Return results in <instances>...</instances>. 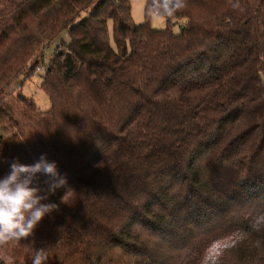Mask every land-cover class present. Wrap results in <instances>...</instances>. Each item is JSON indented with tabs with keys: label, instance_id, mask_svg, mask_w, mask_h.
I'll use <instances>...</instances> for the list:
<instances>
[{
	"label": "trees",
	"instance_id": "16d2710c",
	"mask_svg": "<svg viewBox=\"0 0 264 264\" xmlns=\"http://www.w3.org/2000/svg\"><path fill=\"white\" fill-rule=\"evenodd\" d=\"M184 3L147 0L156 30L129 0H0V178L42 154L67 178L0 264H264V0ZM65 31L40 112L7 90Z\"/></svg>",
	"mask_w": 264,
	"mask_h": 264
},
{
	"label": "clouds",
	"instance_id": "9594fccd",
	"mask_svg": "<svg viewBox=\"0 0 264 264\" xmlns=\"http://www.w3.org/2000/svg\"><path fill=\"white\" fill-rule=\"evenodd\" d=\"M184 7V0H151V8L157 14L172 16ZM42 176L45 179L41 184ZM66 183V174L60 173L57 163L50 161L47 154H42L33 164L14 160L9 173L0 178V248L32 236L44 217L59 208L55 203L43 201ZM47 258V250L40 248L35 251L32 264H45ZM4 261L14 264L10 257ZM201 264H216L211 248Z\"/></svg>",
	"mask_w": 264,
	"mask_h": 264
},
{
	"label": "rangeland",
	"instance_id": "374dc122",
	"mask_svg": "<svg viewBox=\"0 0 264 264\" xmlns=\"http://www.w3.org/2000/svg\"><path fill=\"white\" fill-rule=\"evenodd\" d=\"M98 1V0H97ZM132 5V17L135 23L143 24L148 22L146 15V2L147 0H129ZM87 16L84 12L81 14L80 19ZM151 27L156 30H165L168 28V19L157 14H152L149 18ZM186 26L185 21H173L170 26L174 34H179L182 29ZM111 28V27H110ZM63 43L62 47H66L69 43V36L67 32H63L58 38H56L49 46L48 51L44 54V61L42 65L35 71V73L29 78L25 79L23 75H19L12 81L8 87V93L13 95H18L19 93L32 98L37 105L40 112H47L51 109V102L42 89V84L44 81V76L46 73V66L50 61L52 53L57 50L59 45Z\"/></svg>",
	"mask_w": 264,
	"mask_h": 264
}]
</instances>
